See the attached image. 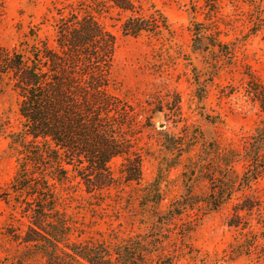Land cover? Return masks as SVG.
I'll use <instances>...</instances> for the list:
<instances>
[{
    "label": "rangeland",
    "instance_id": "1",
    "mask_svg": "<svg viewBox=\"0 0 264 264\" xmlns=\"http://www.w3.org/2000/svg\"><path fill=\"white\" fill-rule=\"evenodd\" d=\"M97 1L0 0L8 51L33 38L54 46L57 17L70 8H87L115 37L113 92L140 122L132 149L141 178L123 181L121 155L109 162L116 186L94 195L63 190L79 238L156 231L164 263L264 264V111L253 94L264 88V0H133L141 15L159 11L167 25L136 36L122 33L123 12L102 0L96 10ZM193 22L204 35L197 40ZM18 126L17 96L1 76L0 264L15 262L22 247L14 233L25 229L17 206L1 197L15 169L7 135ZM257 145L261 173L245 181V153ZM145 187L159 192L158 204L142 199Z\"/></svg>",
    "mask_w": 264,
    "mask_h": 264
},
{
    "label": "trees",
    "instance_id": "2",
    "mask_svg": "<svg viewBox=\"0 0 264 264\" xmlns=\"http://www.w3.org/2000/svg\"><path fill=\"white\" fill-rule=\"evenodd\" d=\"M102 1L124 13L125 35L167 30L159 11L144 17L133 0ZM104 2L98 0L96 10ZM56 21L54 46L35 38L11 51L0 46V77L15 91L19 115L18 129L7 135L15 169L1 197L26 219L25 229L14 233L22 249L13 264H169L156 231L113 242L81 239L76 232L62 191L83 187L94 195L116 186L109 162L121 155V178L139 183L140 154L132 149V136L140 122L130 103L113 92L114 35L87 8H70ZM193 26L195 40L204 36L198 22ZM253 94L264 111V88L254 87ZM245 154L243 180L250 181L261 173L263 152L257 145ZM149 185L157 188L155 180ZM146 188L142 199L158 204L159 192Z\"/></svg>",
    "mask_w": 264,
    "mask_h": 264
}]
</instances>
